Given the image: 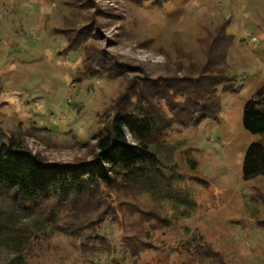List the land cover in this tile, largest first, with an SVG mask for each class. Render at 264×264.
Listing matches in <instances>:
<instances>
[{"label": "rangeland", "instance_id": "1", "mask_svg": "<svg viewBox=\"0 0 264 264\" xmlns=\"http://www.w3.org/2000/svg\"><path fill=\"white\" fill-rule=\"evenodd\" d=\"M45 1L0 0V129L45 162L89 161L93 136L129 77L183 75L186 66L206 63L216 39L212 49L223 50L234 88L218 87L215 120L173 126L156 150L169 189L185 202L148 193L133 202L105 189L104 231L114 250L107 258L88 244V254L79 250L89 229L75 238L55 230L32 240L19 260L0 244V264H183L185 241L195 235L231 264H264V175L244 180L240 173L247 145L263 140L241 116L264 84V0ZM64 27L80 31L74 52L62 51ZM87 52L96 60L106 52V67L114 60L128 66L118 76L83 77Z\"/></svg>", "mask_w": 264, "mask_h": 264}, {"label": "trees", "instance_id": "2", "mask_svg": "<svg viewBox=\"0 0 264 264\" xmlns=\"http://www.w3.org/2000/svg\"><path fill=\"white\" fill-rule=\"evenodd\" d=\"M68 29H62L68 36L62 51L74 52L81 43L77 41L80 31L67 33ZM225 32L222 27L217 33L226 40L224 49L230 42ZM216 40L210 45L206 63L186 66L183 75L129 77L125 91L110 107L106 124L93 136V153L87 162H45L18 138L6 136L0 129V244L14 258L19 260L32 240L52 231L75 238L88 229L90 234L81 237L86 243L81 241L79 250L88 254V244L98 256L106 254L107 258L114 250L108 248L104 231L103 222L109 214L105 189L123 191L133 202L142 193L158 201L177 198L185 202L183 196H174L169 189L156 150L165 145L166 133L173 126L190 127L201 120H215L221 108L218 89L233 90V76L223 68V50L215 54L212 49ZM100 54L96 60L87 52L80 63L83 77L118 76L120 68L128 66L114 60V65L106 67L107 54ZM241 121L245 130L263 137L251 141L244 152L240 173L248 180L264 175V84L244 102ZM185 248L190 254L183 264H231L201 235L186 240Z\"/></svg>", "mask_w": 264, "mask_h": 264}, {"label": "crops", "instance_id": "3", "mask_svg": "<svg viewBox=\"0 0 264 264\" xmlns=\"http://www.w3.org/2000/svg\"><path fill=\"white\" fill-rule=\"evenodd\" d=\"M42 3H44V2H46L45 0H40ZM9 63V61H7V62H4V63H2V65H10V64H8ZM1 65V64H0Z\"/></svg>", "mask_w": 264, "mask_h": 264}]
</instances>
